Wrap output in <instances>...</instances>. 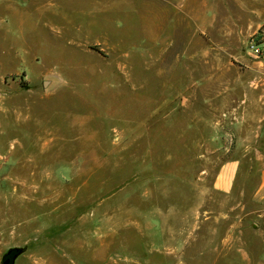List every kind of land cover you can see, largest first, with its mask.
Returning <instances> with one entry per match:
<instances>
[{"label": "rangeland", "instance_id": "obj_1", "mask_svg": "<svg viewBox=\"0 0 264 264\" xmlns=\"http://www.w3.org/2000/svg\"><path fill=\"white\" fill-rule=\"evenodd\" d=\"M180 1L0 0V260L26 246L16 264H264L239 68L199 77L205 0L183 16ZM237 154L239 192L217 194Z\"/></svg>", "mask_w": 264, "mask_h": 264}, {"label": "crops", "instance_id": "obj_2", "mask_svg": "<svg viewBox=\"0 0 264 264\" xmlns=\"http://www.w3.org/2000/svg\"><path fill=\"white\" fill-rule=\"evenodd\" d=\"M184 0L178 3V8L184 14ZM192 21L197 32L205 31L207 70L206 74L199 77L206 78L208 85L215 79H225L223 71L228 65L237 63L238 80L235 87L240 93L237 120L240 127H247V137L244 139L247 152L253 158L261 161L256 172L251 167L244 174H256L259 185L253 192L258 201L264 200V152L254 144L259 142L261 129L264 126V43L262 55L255 58L245 51L247 40L258 31L264 35V0H205L201 6L192 9ZM182 23V19H181ZM180 55L176 57L174 70L176 77H181L183 54V27L180 24ZM243 47V48H242ZM170 70L169 72H171ZM250 128V130H249ZM236 153L242 152L236 150ZM240 155L225 161L214 178L212 190L222 196H232L239 192L238 179L242 175Z\"/></svg>", "mask_w": 264, "mask_h": 264}, {"label": "water", "instance_id": "obj_3", "mask_svg": "<svg viewBox=\"0 0 264 264\" xmlns=\"http://www.w3.org/2000/svg\"><path fill=\"white\" fill-rule=\"evenodd\" d=\"M50 84L49 81L43 82V87L46 88ZM27 252V247H10L1 256V264H16L20 257H22Z\"/></svg>", "mask_w": 264, "mask_h": 264}, {"label": "built area", "instance_id": "obj_4", "mask_svg": "<svg viewBox=\"0 0 264 264\" xmlns=\"http://www.w3.org/2000/svg\"><path fill=\"white\" fill-rule=\"evenodd\" d=\"M263 43L264 35L261 31H258L248 40L246 51L253 57L259 58L262 55Z\"/></svg>", "mask_w": 264, "mask_h": 264}]
</instances>
